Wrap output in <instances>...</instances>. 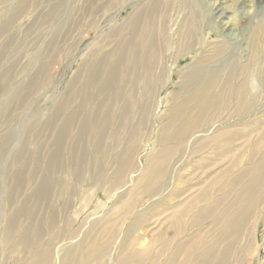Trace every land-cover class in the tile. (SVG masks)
<instances>
[{
  "label": "bare ground",
  "instance_id": "bare-ground-1",
  "mask_svg": "<svg viewBox=\"0 0 264 264\" xmlns=\"http://www.w3.org/2000/svg\"><path fill=\"white\" fill-rule=\"evenodd\" d=\"M32 1L16 0L17 12L0 15L4 24L27 14ZM122 3L113 0V9L119 11ZM221 4L147 0L113 27L111 44V35H103L87 52L65 98L44 121V127L59 124L47 170L52 179L63 174L52 193L66 224L100 204L99 193L112 208L87 216L77 231L67 232L54 207L48 241L39 248L26 229L14 239L17 214L23 211L15 207L0 236L2 252L19 251L14 264L24 256L25 264H264V19L253 20L244 35L245 47L238 46L225 34L232 30L223 22L229 8L220 10ZM173 10L186 14L174 23ZM78 18L77 12L68 13V20ZM210 36L215 41H209ZM89 86L108 94L111 109L116 107H105L102 115L103 108H95L92 121L102 118L104 125L92 130V142H85L89 117L81 115L100 104H95L98 99ZM168 86L174 92L165 102L162 92ZM133 106L139 113L128 129ZM161 108L166 120L155 130L152 122ZM220 116L222 127L214 124ZM233 118L236 124L230 122ZM30 135L38 137L36 126ZM152 136L157 150L140 166L139 152ZM239 142L240 151L234 147ZM208 148L209 156L204 155ZM210 154L223 160L234 155L190 197L167 208L192 190L188 185L196 169L205 173L210 168ZM61 156L64 162L58 165ZM192 164L199 168L184 175V167ZM25 174L24 167L17 170L16 184ZM68 181L74 186L67 187ZM180 184L187 187L183 193ZM5 198L12 201L13 193ZM70 234L76 235L73 242H67Z\"/></svg>",
  "mask_w": 264,
  "mask_h": 264
},
{
  "label": "rangeland",
  "instance_id": "rangeland-1",
  "mask_svg": "<svg viewBox=\"0 0 264 264\" xmlns=\"http://www.w3.org/2000/svg\"><path fill=\"white\" fill-rule=\"evenodd\" d=\"M146 1L123 0L122 8L117 11L118 9H113V0H33L28 7L32 6L28 13L18 17L8 26L4 24L6 20L3 16H0V236L3 234L5 219L13 214V209L17 206H21L23 211L17 214L19 218L13 233L14 239L19 238L21 229H26L33 243L36 244L34 247L46 245L49 231L52 229L51 214L55 208L58 210L56 219L60 224L65 225L67 232L75 229L77 231L82 227L87 216L100 215L104 210L109 211L112 208V202L104 200L103 194L99 193L100 199L97 202L100 204H93L72 225L64 222V213L59 212L61 203L58 202V197H53L52 193L54 190L57 192L56 185L57 182L62 183L63 174H57L56 178L52 179L47 170L48 160L54 147V133L59 124L53 128L44 127V121L53 106L65 98L64 92L71 79L82 68L87 52L95 48L103 35H111L115 25L124 22L132 11L141 7ZM237 1L221 0L220 10L229 8L225 12L223 22L231 24L232 31H227L225 34L238 46L245 47L244 35L250 31L253 20L264 19V0ZM15 3L16 0H0V15L7 10L8 14L17 12ZM218 10L219 8L212 12L213 16ZM249 10L251 13L248 14ZM74 12H77L79 18L76 21L68 20V13ZM171 14L173 22L174 20L177 22V16L181 19L186 13L184 11L177 15V10H173ZM232 20L237 23V26H233ZM111 39L112 35L108 44H111ZM208 39L215 41L214 36ZM185 64L186 62H180L179 66ZM105 65L104 70L110 66L108 63L106 67ZM173 81L176 79L174 78ZM87 90L93 92L98 99L95 100V104L100 101L99 105H92L81 115V117H89V132L85 142H92V130L95 131L104 125L102 118L92 121V112L95 108L97 110L101 107L102 115L105 107L114 110L116 104L111 109L110 96L100 94L95 86H89ZM173 92L174 89L170 86L162 92L165 102L169 100L166 98L168 93L171 95ZM126 100L125 98L122 103ZM6 107L7 109L1 113ZM130 113L126 122L128 129L136 123L139 113L137 106H133ZM166 114L167 112L161 108L158 117L152 122L155 130L163 125ZM63 117H59V123ZM222 118V116L218 117L214 124L218 127L224 126ZM230 122L236 124L237 119L233 118ZM34 126L39 130V135L35 138L30 135V129ZM124 129H126L125 126ZM138 130L143 133L140 129ZM105 141L109 144L110 139L106 138ZM152 142H154V136L146 141L148 144L145 146L146 149L139 152L140 166L157 150ZM239 145L240 142L234 147ZM238 150H242L241 147ZM209 151L208 148L204 155L209 156L207 154ZM210 156L213 163L210 168L207 167L205 173L201 169H196V174L190 175L192 179L188 188L191 187L192 190L187 192V187L180 184L179 190L182 193L186 192L180 198L181 201L165 205L167 208L176 206L190 197L196 189L205 185L203 180L206 177H214L231 160V156L224 160L218 156L215 158L212 154ZM63 162V156H61L58 165ZM22 167L26 174L16 184L15 174ZM186 167L183 170L184 175L193 171L191 168H199L197 164ZM69 184L74 186V183L68 181L67 187H70ZM43 190L46 195L41 196ZM8 192L13 193V200L6 202L5 196ZM164 218L165 216L160 217V221L163 222ZM256 227L257 223L254 226L255 230H257ZM152 230L155 232L154 229ZM141 233L140 230L137 232V234ZM65 234L68 236L69 233ZM70 235L72 237L68 238L67 242H73L76 239V235ZM256 239L260 244L262 241L260 233ZM18 252L17 248H10L7 252H2L0 249V264H14V255ZM262 252L261 255H264ZM18 261L20 264L27 263L25 256Z\"/></svg>",
  "mask_w": 264,
  "mask_h": 264
}]
</instances>
